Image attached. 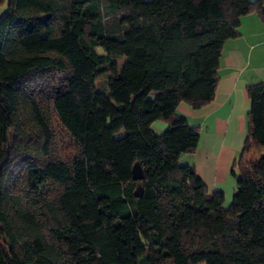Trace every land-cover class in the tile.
I'll use <instances>...</instances> for the list:
<instances>
[{"label": "trees", "instance_id": "16d2710c", "mask_svg": "<svg viewBox=\"0 0 264 264\" xmlns=\"http://www.w3.org/2000/svg\"><path fill=\"white\" fill-rule=\"evenodd\" d=\"M254 12L263 0H8L0 264H264V84L248 88L227 209L180 163L200 129L177 113L211 103L224 45ZM50 113L76 145L68 161L53 158Z\"/></svg>", "mask_w": 264, "mask_h": 264}, {"label": "crops", "instance_id": "0c3cea01", "mask_svg": "<svg viewBox=\"0 0 264 264\" xmlns=\"http://www.w3.org/2000/svg\"><path fill=\"white\" fill-rule=\"evenodd\" d=\"M260 83L264 84V19L254 12L242 18L239 36L224 45L211 103L199 110L186 104L177 109L191 126L200 129L198 149L183 155L180 163L193 166L210 193L222 192L227 198L228 192L236 191L232 171L247 135L248 88ZM158 123L153 125V131L162 134L167 124ZM157 124L159 130L155 128Z\"/></svg>", "mask_w": 264, "mask_h": 264}, {"label": "rangeland", "instance_id": "374dc122", "mask_svg": "<svg viewBox=\"0 0 264 264\" xmlns=\"http://www.w3.org/2000/svg\"><path fill=\"white\" fill-rule=\"evenodd\" d=\"M7 11H8V0H4L3 4L0 5V19L7 13ZM126 61H127L126 58H122L120 60H117L116 67H113L112 69L108 67L109 71H107L96 83L98 91H102L108 94L112 79L116 76V73H120L122 71ZM51 121H52V130H53V136H54V143L52 146L53 158L59 159L62 161H68L70 160V158H72L76 154L77 152L76 145L74 144L73 141H71L70 137L65 132V130L61 127V125L59 124V122L57 121L56 117L53 114H51ZM160 122L163 123V121H160ZM161 123H158V124H161ZM158 124L155 126L157 130H159ZM125 134H126L125 131L122 130L120 133L116 135V138H121L125 136ZM234 186L236 189L237 180ZM234 196H235V193L232 194L231 192H228L227 198L225 196L224 207L226 209L231 206Z\"/></svg>", "mask_w": 264, "mask_h": 264}, {"label": "water", "instance_id": "95a60500", "mask_svg": "<svg viewBox=\"0 0 264 264\" xmlns=\"http://www.w3.org/2000/svg\"><path fill=\"white\" fill-rule=\"evenodd\" d=\"M143 174H142V172L141 171H135L134 172V180L135 181H141V180H143Z\"/></svg>", "mask_w": 264, "mask_h": 264}]
</instances>
